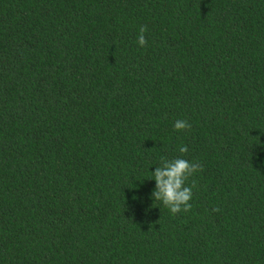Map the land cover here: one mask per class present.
Returning <instances> with one entry per match:
<instances>
[{
	"label": "trees",
	"instance_id": "16d2710c",
	"mask_svg": "<svg viewBox=\"0 0 264 264\" xmlns=\"http://www.w3.org/2000/svg\"><path fill=\"white\" fill-rule=\"evenodd\" d=\"M0 264H264V0H0Z\"/></svg>",
	"mask_w": 264,
	"mask_h": 264
},
{
	"label": "clouds",
	"instance_id": "9594fccd",
	"mask_svg": "<svg viewBox=\"0 0 264 264\" xmlns=\"http://www.w3.org/2000/svg\"><path fill=\"white\" fill-rule=\"evenodd\" d=\"M146 31L145 27H141L137 36L136 43L141 48L147 44L144 35ZM189 127L190 125L186 120H176L173 124L176 131ZM187 151L186 145L179 146L180 153ZM200 168V164L183 158L172 160L163 158L161 166H157L150 171V178L155 182V188L151 194L153 200L160 201L171 214L188 211L192 206L189 203L192 198V187L185 186V181Z\"/></svg>",
	"mask_w": 264,
	"mask_h": 264
}]
</instances>
